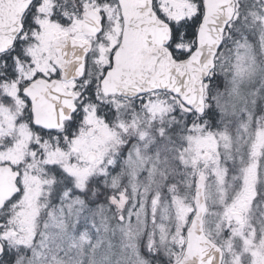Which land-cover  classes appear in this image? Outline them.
<instances>
[{
    "label": "snow or ice",
    "instance_id": "snow-or-ice-1",
    "mask_svg": "<svg viewBox=\"0 0 264 264\" xmlns=\"http://www.w3.org/2000/svg\"><path fill=\"white\" fill-rule=\"evenodd\" d=\"M0 264H264V0H0Z\"/></svg>",
    "mask_w": 264,
    "mask_h": 264
}]
</instances>
